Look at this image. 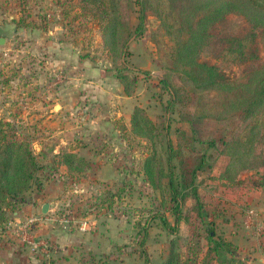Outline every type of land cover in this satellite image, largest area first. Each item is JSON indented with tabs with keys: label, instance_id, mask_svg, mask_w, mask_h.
<instances>
[{
	"label": "rangeland",
	"instance_id": "obj_1",
	"mask_svg": "<svg viewBox=\"0 0 264 264\" xmlns=\"http://www.w3.org/2000/svg\"><path fill=\"white\" fill-rule=\"evenodd\" d=\"M108 1L128 40L126 67L103 36ZM138 1L0 0V21L19 20V30L42 34L52 53L60 45L65 54L57 67L52 54L49 64L41 51L30 55L25 36L0 45L1 129L27 141L39 166L14 209L0 201V264L10 257L13 264H145L144 256L162 264L172 252L180 264H264V189L254 185L264 175V141L244 145L237 160L227 149L243 141L240 103L264 71V22L230 9L207 24L193 55L215 68L221 86L202 90L177 55L190 35L181 9L189 2L140 0L144 26L134 36ZM201 15L191 16V26ZM117 75L133 80L131 95ZM134 107L150 120L149 137L131 132ZM166 139L182 194L176 234L152 217L161 213L172 224ZM66 153L79 160L64 163ZM201 221L237 255L215 253Z\"/></svg>",
	"mask_w": 264,
	"mask_h": 264
},
{
	"label": "trees",
	"instance_id": "obj_2",
	"mask_svg": "<svg viewBox=\"0 0 264 264\" xmlns=\"http://www.w3.org/2000/svg\"><path fill=\"white\" fill-rule=\"evenodd\" d=\"M173 2L172 0H170ZM189 3L186 6H182L181 9L185 10L188 15L183 18L187 25L190 27V35L186 42L181 45L182 53L177 55L180 58V62L188 65L192 68L191 72L184 71L191 76V83L197 89L208 90L216 89L221 86L218 82L219 75L213 66L206 65L202 62H198L195 59L193 53L197 49L201 38L205 34V28L209 22H213L230 9H237L248 16L252 17L256 23L264 22V0H187ZM107 6L108 13L103 10L100 13V17L106 15L105 22L103 24V36L107 42L109 51L114 53L118 50V59L125 67V55L128 45V40L124 39L121 35L119 15L115 12L114 5L111 1H108ZM183 10L181 14H183ZM196 13H202V15L191 26V16ZM144 10L142 2L138 1V15L137 23L135 25L133 35L139 36L143 31ZM22 21V19H20ZM19 20L15 21V26L18 28ZM194 70V74H192ZM119 82L122 84V90L125 95L132 94L134 89L133 80L129 79L125 75H117ZM164 88H166L171 99L173 101L176 97L166 81L162 80ZM251 89V88H250ZM171 102H169V105ZM241 121L246 124V132L242 135V140L231 141L230 144L226 143L227 149L230 155V159L237 160L239 154L245 151L244 145L251 144L254 138L264 141V118L258 117L260 114H264V71L253 85L250 92L240 103ZM6 123H0V201H4L3 205L14 209L20 202L23 192L28 188L32 178L39 168L37 162L28 146L27 141L18 140L7 137L5 131H2L1 127ZM129 125L131 132L142 136L149 137L150 132L153 130L150 120L144 114V111L139 107H134L129 117ZM209 146H214L213 142L208 143ZM166 166H167V192L168 200L170 202V211L172 215V224L161 213H155L152 217H158L161 225L165 230L171 234H176L178 223L181 219L182 208V194L179 193L177 187L172 179L171 175V158L174 156V151L170 144L169 139H166ZM63 162H70L71 160H79L73 153H66L63 156ZM151 157H146L143 162V172L148 176L151 172L150 162ZM230 162H228L229 164ZM227 164V165H228ZM254 181L255 187L264 189V175L259 176ZM191 188V198L194 200V204L197 209V215L200 218L206 216L201 208V203L197 194L196 185L194 179L189 180ZM6 200V201H5ZM203 220V219H201ZM208 221H201L205 226L206 240L212 244V249L215 253L222 252L228 253L231 256H236L234 246L228 241H224L220 238L215 239V234L211 223ZM172 254V255H171ZM145 264H151L146 256L143 257ZM180 259L173 252L170 253L168 258L162 264H180Z\"/></svg>",
	"mask_w": 264,
	"mask_h": 264
},
{
	"label": "crops",
	"instance_id": "obj_3",
	"mask_svg": "<svg viewBox=\"0 0 264 264\" xmlns=\"http://www.w3.org/2000/svg\"><path fill=\"white\" fill-rule=\"evenodd\" d=\"M29 30L31 31L30 32L27 30L24 31L23 29L19 30V28H16L15 22L11 20L7 22L0 21V45L5 46L9 42V40H11L15 36L17 37L25 36L27 38L26 43L29 45L27 47V52H29L30 55L37 54L38 51H41L42 58L44 59V63L49 64L50 63L49 58H50V55L52 54L54 57V58L51 57L53 59V63H54L53 65L60 67L62 65L61 57L64 58L65 56V54L61 53L60 45L56 46L55 53H52V51L50 50L51 49L50 47H53V46H50L51 41L47 40V38L45 39L42 36V34H38L36 36V34L34 33V31H32V29H29ZM71 67H74V66H71ZM41 207L42 205H40V209ZM45 211H46V208H45ZM14 259L15 258L10 257L6 260V262L5 261L3 262H5L6 264H13L11 263V261Z\"/></svg>",
	"mask_w": 264,
	"mask_h": 264
},
{
	"label": "water",
	"instance_id": "obj_4",
	"mask_svg": "<svg viewBox=\"0 0 264 264\" xmlns=\"http://www.w3.org/2000/svg\"><path fill=\"white\" fill-rule=\"evenodd\" d=\"M45 208H46V204H43L42 207H41V209H40V211H41L42 213H44V212H45Z\"/></svg>",
	"mask_w": 264,
	"mask_h": 264
},
{
	"label": "built area",
	"instance_id": "obj_5",
	"mask_svg": "<svg viewBox=\"0 0 264 264\" xmlns=\"http://www.w3.org/2000/svg\"><path fill=\"white\" fill-rule=\"evenodd\" d=\"M59 77H60V76H58V81L60 80Z\"/></svg>",
	"mask_w": 264,
	"mask_h": 264
}]
</instances>
